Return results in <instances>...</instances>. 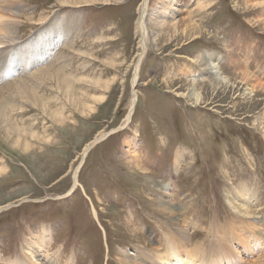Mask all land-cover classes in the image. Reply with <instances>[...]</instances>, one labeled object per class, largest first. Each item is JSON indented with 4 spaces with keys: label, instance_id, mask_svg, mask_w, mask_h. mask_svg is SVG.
Instances as JSON below:
<instances>
[{
    "label": "rangeland",
    "instance_id": "obj_1",
    "mask_svg": "<svg viewBox=\"0 0 264 264\" xmlns=\"http://www.w3.org/2000/svg\"><path fill=\"white\" fill-rule=\"evenodd\" d=\"M147 1L149 11L171 15L163 32L148 26L135 87L145 0L0 5L15 17L18 47L52 31L54 20L68 18L73 30L57 48L70 94L46 80L50 67L38 99L16 101L23 144L14 146L16 132L0 125V264L149 259L167 236L208 254V264H228L222 254L233 264H264V0ZM200 55L226 78L220 89L194 63ZM134 90L135 112L123 126ZM193 91L199 103L187 98ZM100 133L107 137L83 161ZM159 199L171 201L169 211Z\"/></svg>",
    "mask_w": 264,
    "mask_h": 264
},
{
    "label": "bare ground",
    "instance_id": "obj_2",
    "mask_svg": "<svg viewBox=\"0 0 264 264\" xmlns=\"http://www.w3.org/2000/svg\"><path fill=\"white\" fill-rule=\"evenodd\" d=\"M7 1L4 0L3 3H1L2 0H0V5L1 4L4 5L8 3ZM59 1L62 4H67L68 2V0H59ZM16 2L18 3V1ZM159 2L160 3L161 2H164V3L171 2L172 4L175 5L179 1L178 0H160ZM170 10L171 9L169 10L164 9L158 15L157 13L159 12V7L158 9L154 7L151 12L149 11L147 0H145V2H143L141 6V11L139 15L140 18L138 20V33L140 35L139 38H141L140 39V49L141 50L138 53V59L134 65L135 72L133 75L134 78H133L132 87H135V85H137L138 83L137 81L139 79V70L141 66L140 64L148 48V40H149V34H150L148 26L150 27V25H154L155 27L158 28V30H161L163 32L164 28L167 26V24L164 23L165 21L164 19L168 17L169 15H171ZM175 10H178V9H175ZM2 14H0V125L2 126L1 128L7 133H10L12 131L16 132L14 146L18 147L21 144H23L21 143L20 139H22L23 134H25L27 131L23 129L24 127L21 126V123H19L18 121L20 112H18L19 107L16 108L17 106L16 101H19L20 98L28 99V96L30 95H31V98L33 97L32 99L36 101V99H38L37 97H39L37 95L38 86H41L44 83V79H45L44 75L46 74L50 75V73L48 72L49 71L48 69L50 67L54 68L53 70L55 74L53 73V79L50 77V78H46V80H49V81L55 80L57 81L56 82L57 85L59 84V82L64 83L63 87L67 90L66 92L67 93L69 92L68 94H70L72 86L67 85L68 79L63 78V76H61L62 74H60L62 71H64L62 69L63 67H65L64 65H66L67 63L64 61L63 63H61L60 60H62L64 57H63V54L58 55L59 52L57 53V48H59L60 45L61 46L64 45V47L68 45L69 40H70L69 37L73 33V30L70 26L72 22L68 18H64L62 23L59 20H56V21L54 20L55 29L53 28L52 31L44 32L40 36L42 38L41 42H39L38 38L40 37L38 36L37 40H34V42L29 46V48L26 49L25 47H18L19 37L16 34L18 27H17V24H15V22L13 21L15 17L10 18ZM14 15H17V13ZM10 16H13V15H10ZM148 17H150L149 21H148ZM58 22H60V24H58ZM54 24L48 26V29H51ZM50 47L52 48L50 49ZM52 58H56V61L53 64L49 65V67L42 68L41 65H44V63H46L47 61L49 62V60H51ZM3 59H5L4 62L1 61ZM194 63L201 66L202 68L201 72L203 73L202 75H204L205 78L209 80V83L211 84L213 83L212 85L215 87V89H220L221 86L227 83L226 78L222 77V74L220 73L219 68H217L215 64H209V60H207V58H205L204 56L202 55L198 56L196 59H194ZM32 69H35V72L31 74L30 76H28L29 74L28 71ZM182 74L186 76L185 73H182ZM13 78H15L16 80L12 81L14 80ZM136 92H137L136 90L133 91L132 98H131V101L128 107V112L126 115L127 120L124 121L123 126H127L129 124V121L130 119H132L133 113L135 112V107L137 103L136 101L138 100V96ZM194 97L196 98L195 99L196 102L199 103V100H201V95L197 94L196 91H193L192 93L187 94V98L192 99ZM42 108H43V111L45 110L44 112H47L46 110L47 105H44L43 103ZM51 117L54 118V115H51ZM55 117L56 119H61V116L59 113L55 114ZM121 128L122 126L120 127V129ZM32 137L34 138L35 136L32 135ZM106 137H107V134L100 133L99 135L95 137L93 141L85 145L82 151V155H81L83 161L86 158V156H88L89 152L99 142L103 141ZM25 146L27 147V144ZM138 160H139V156H138ZM181 161H183L182 157L180 156V154H177L176 159H175V165L177 168L181 165ZM135 166H140V165L135 164ZM79 170H80V166L75 171L74 176H73L75 186L79 185V181H78ZM154 201H156L159 204L163 203L162 205H166L167 208L163 207L164 210H167V211L170 210L171 201H168V200L163 201L161 199H159L158 201L157 200H154ZM4 209H6V207L0 208V210H4ZM169 214L170 216L173 215L172 212H170ZM94 215H95L94 217L96 218L97 213L95 212ZM166 225L168 226V224ZM251 227H253V224ZM179 232L181 233L182 238H184V235L185 236L188 235V234L186 235V232H184V230H181V231L179 230ZM42 236L45 237L44 234ZM223 237L226 239L225 232H224ZM176 238L172 236L166 237L165 239L166 244L163 249V252H161L158 249H152L151 251H147L146 253L149 259L148 258H145V259L137 258L136 260H134L129 257L131 256L129 254V256L123 255L122 258L126 260L119 259V264H204V263L208 264V260L206 259L208 257V254H205V255L201 254L200 253L201 251L198 253L197 250L195 249L190 250L189 247L183 243V241L180 242L179 240L178 242ZM182 245H186L188 248L184 250L182 247H180ZM224 245L226 246L227 244L225 243ZM175 247H179L178 250H176ZM202 256L204 257L201 258ZM221 257H223V259H226L228 261V264H233V261H229V259H231L232 257L228 256L227 254H222L219 257V260H221ZM232 259L234 260V258Z\"/></svg>",
    "mask_w": 264,
    "mask_h": 264
}]
</instances>
